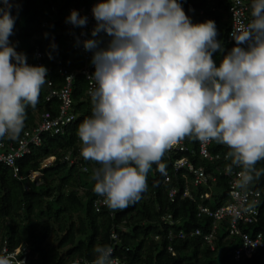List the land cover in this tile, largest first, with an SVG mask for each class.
Masks as SVG:
<instances>
[{
	"label": "clouds",
	"instance_id": "1",
	"mask_svg": "<svg viewBox=\"0 0 264 264\" xmlns=\"http://www.w3.org/2000/svg\"><path fill=\"white\" fill-rule=\"evenodd\" d=\"M11 8L2 0L0 139L16 140L26 110L39 102L48 70L29 65L11 46ZM92 13L97 24L91 35L111 37L106 49L101 39L83 41L85 51L93 52L95 87L91 116L76 134L83 159L99 165L91 177L95 194L112 211L135 204L147 191L152 166L165 174V153L195 138L227 146L226 172L240 169L236 194L247 203L253 183L264 175L256 167L264 161V0H252V19L234 31L237 46L219 67L212 59L223 51L215 22L193 24L178 0H105ZM66 22L84 27L87 17L73 10ZM255 203L243 211L254 210ZM93 252L92 264H112L110 245H96ZM0 264L12 261L0 256Z\"/></svg>",
	"mask_w": 264,
	"mask_h": 264
},
{
	"label": "trees",
	"instance_id": "2",
	"mask_svg": "<svg viewBox=\"0 0 264 264\" xmlns=\"http://www.w3.org/2000/svg\"><path fill=\"white\" fill-rule=\"evenodd\" d=\"M91 1L9 0L15 18L13 35L9 38L11 46L26 56L36 47L43 51L47 79L53 81L56 88L64 83L56 71L59 60L74 74L71 110L76 119L63 134H42L40 145L27 147V153L16 161L19 178H14L13 170L0 163V256L4 247L10 253L19 248L21 252L12 259L13 264L23 258L25 264H73L75 261L92 264L94 246L110 245L113 258L121 264H264L260 252L250 258H235L234 252L241 240L230 234L227 221L217 223L216 230L212 231V219L198 216L200 205L216 209L229 198L224 167L230 161L224 159L229 151L225 145L211 142L209 155H220L221 159L209 160L200 156L198 139L179 141L184 150L165 153L162 159L167 165L165 174H161L155 164L152 166L147 176V191L126 209L110 210L101 202L104 198L93 191L91 177L99 165L83 159V145L76 134L78 125L91 116L92 102L85 94L86 81L80 73L84 62L71 50L68 41L69 31L76 33L81 27L66 22L70 8L89 5ZM245 1L251 14L252 0ZM178 2L193 24L215 22L216 39L223 51L214 52L212 59L219 67L224 56L237 46L236 41L226 39L230 26L229 0ZM90 39H101V48L106 49L109 44L99 35H91ZM239 46L247 47L246 44ZM48 92L45 84L36 107L26 110L25 128L19 138L11 140L6 136V143L15 144L24 132L36 128L42 113L56 114L58 103L46 101ZM51 157L55 160L43 166ZM181 159L204 169L208 182L194 187V176L187 167L177 170L174 167ZM83 166L88 169L86 173L81 169ZM256 167L264 168V161L258 162ZM31 173L35 176L33 181ZM211 177L215 180L211 181ZM185 186L190 188L191 200L183 197ZM252 188L260 193L259 213L253 224L241 225L239 229L252 236L257 233L264 236V175ZM171 190L176 193L170 198ZM205 194H209V198L201 199ZM198 229L200 233L196 235L194 231ZM212 232L211 243H208L204 236Z\"/></svg>",
	"mask_w": 264,
	"mask_h": 264
},
{
	"label": "built area",
	"instance_id": "3",
	"mask_svg": "<svg viewBox=\"0 0 264 264\" xmlns=\"http://www.w3.org/2000/svg\"><path fill=\"white\" fill-rule=\"evenodd\" d=\"M101 2H105V0H92L89 5H81L79 8H70L69 12L71 13L73 10L78 11L82 17H87V24L78 32L69 31L68 33V41L70 48L73 52L78 53L83 62L84 66L80 71L81 75L84 77L86 81V90L85 94L88 98L91 99V91L95 87V83L90 77L93 75L95 66L92 63L93 52L85 51L83 47V41L90 39L91 33L96 27V20L93 16L92 9L93 7ZM228 13H229V29L227 32V41L235 42L233 39V33L236 30H239L246 26L252 19L250 12V7L245 0H229L228 4ZM70 30V27H69ZM100 38L107 39L110 42L111 37H109L106 33L100 32ZM27 63L31 66H44L46 64V54L41 51L38 47H36L30 56H27ZM58 75L63 79L64 83L60 88L54 87L53 81L47 79L46 87L48 89V95L46 97V101L55 100L57 104L56 114L54 115L52 112L46 111L40 115V121L36 128L31 131L24 132L22 138L15 144L6 143L5 139H0V163L5 165L6 167L13 170V177L19 178V171L16 168V161L20 159L27 153V147L31 145H40L42 134H50L51 136H56L64 133L65 128L75 121L76 115L72 113V98H71V85L72 80L74 78V74L70 73L66 67H64L61 61H58L57 67ZM211 142H201L199 141V154L204 158L209 160H219L221 159L220 155H209L208 147ZM183 147L180 143L174 145L170 152L174 153L177 151H183ZM226 155V154H225ZM224 155V157H225ZM68 159V158H67ZM55 160L54 157H51L49 160H46L43 166L50 165ZM72 163V162H71ZM175 169L185 168L187 167L188 171L192 173L194 176L193 186L198 187L204 183H207L209 178L206 175V172L202 168H195L192 164L187 162L184 159L177 160L174 164ZM83 172H87L88 169L86 166L82 168ZM240 169L234 168L231 175L226 172V168L224 167V175L228 177V188H229V198L227 202L216 208L210 209L209 207L200 205L198 207V216H206L212 219V231L216 230L217 223L222 221L228 222V229L231 235H236L240 237L241 245L234 252V256L236 259H239L242 256L246 258L252 257L257 252H260L262 258H264V236L261 233H257L252 236L250 234L244 233L240 231L241 225L253 224L256 221L258 216V200L260 197L259 191H255L252 188L253 195L248 197L247 203H251L252 201H256L254 205V210L245 212L243 208L247 207V203H245L240 197L237 196V188L236 181L238 180V173ZM31 173L30 179L33 181V175ZM166 181L169 180L168 176L165 178ZM215 178L211 177V181H214ZM183 197H187L188 199H192L190 195L189 186H185ZM175 190H171L169 192L170 198L175 194ZM200 198H209V194L201 195ZM103 204L104 201H101ZM194 233L199 235L200 231L195 230ZM214 234L212 232L209 235L204 236V240L208 243H211V235ZM21 252V249L17 248L14 252H8L7 248L4 247L1 251V256H8L11 261L12 259ZM20 264H25V259L23 258ZM16 262V264H17ZM13 264V262H12ZM73 264H86L85 261H75ZM112 264H121L117 259L113 258Z\"/></svg>",
	"mask_w": 264,
	"mask_h": 264
},
{
	"label": "bare ground",
	"instance_id": "4",
	"mask_svg": "<svg viewBox=\"0 0 264 264\" xmlns=\"http://www.w3.org/2000/svg\"><path fill=\"white\" fill-rule=\"evenodd\" d=\"M32 177H33V180H34V177H35L34 174L32 175Z\"/></svg>",
	"mask_w": 264,
	"mask_h": 264
},
{
	"label": "water",
	"instance_id": "5",
	"mask_svg": "<svg viewBox=\"0 0 264 264\" xmlns=\"http://www.w3.org/2000/svg\"><path fill=\"white\" fill-rule=\"evenodd\" d=\"M38 175H40V174H38Z\"/></svg>",
	"mask_w": 264,
	"mask_h": 264
}]
</instances>
